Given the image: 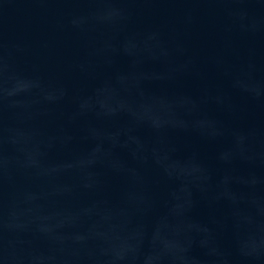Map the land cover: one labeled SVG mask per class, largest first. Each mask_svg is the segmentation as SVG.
<instances>
[{
  "label": "water",
  "instance_id": "95a60500",
  "mask_svg": "<svg viewBox=\"0 0 264 264\" xmlns=\"http://www.w3.org/2000/svg\"><path fill=\"white\" fill-rule=\"evenodd\" d=\"M0 264H264V0H0Z\"/></svg>",
  "mask_w": 264,
  "mask_h": 264
}]
</instances>
